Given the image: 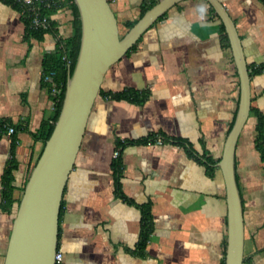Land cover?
Here are the masks:
<instances>
[{"label":"crops","instance_id":"obj_1","mask_svg":"<svg viewBox=\"0 0 264 264\" xmlns=\"http://www.w3.org/2000/svg\"><path fill=\"white\" fill-rule=\"evenodd\" d=\"M160 0H109L121 32ZM233 18L248 66L264 64V0H220ZM53 30L27 35L21 11L0 0V122L15 127V199L43 149L40 133L55 112L44 59L73 35L70 0H49ZM149 8V9H150ZM207 0L172 6L106 73L104 92H148L143 103L98 95L66 183L59 222L63 264H222L227 239L226 186L218 160L240 97V80L221 18ZM228 36V35H227ZM229 40V38H228ZM252 108L236 148L245 222V264H264V163L256 143L264 118V69L251 79ZM0 132V264L17 214L2 202L12 136ZM152 133L165 141L135 144ZM161 138V137H160ZM121 189L113 166L117 141ZM153 232L143 250L144 210Z\"/></svg>","mask_w":264,"mask_h":264},{"label":"water","instance_id":"obj_2","mask_svg":"<svg viewBox=\"0 0 264 264\" xmlns=\"http://www.w3.org/2000/svg\"><path fill=\"white\" fill-rule=\"evenodd\" d=\"M81 21V44L54 129L32 169L20 200L4 264H56L63 193L104 77L167 10L182 0H160L124 34L109 0H73ZM221 18L238 70L240 97L217 166L226 186L227 239L224 264H245V222L236 176V148L252 108L251 79L236 24L220 0H207Z\"/></svg>","mask_w":264,"mask_h":264},{"label":"trees","instance_id":"obj_3","mask_svg":"<svg viewBox=\"0 0 264 264\" xmlns=\"http://www.w3.org/2000/svg\"><path fill=\"white\" fill-rule=\"evenodd\" d=\"M1 1L12 5L13 7H15L16 9H18L19 11L22 12L24 20L26 22L27 35L28 36H33L37 39H42L45 36V34H47L48 32L53 30L51 19L49 21L48 27H38V28L33 27L32 23H31V15L29 14V12L27 10L25 11L23 5L19 1H17V0H1ZM71 8H72V17H73L72 24H73V28H74L73 35L68 39L61 40L59 42L58 51L55 52L54 54L47 55L44 59V62H43L45 77L52 78V81H50L47 84L50 86L51 89L56 87L59 91L54 96L55 112H54L51 120L44 124V126L41 130V133H40V139L43 142V148H44L46 141L50 137V135L54 129L55 123L57 121V118L59 116V113H60V110L62 107V103H63V99H64V93H65V89H66L67 80H68L70 73H72L74 70L76 60H77L79 50H80L81 21H80V17H79L78 8H77V6L73 0L71 1ZM149 8L150 7H146L143 10V13H145L147 10H149ZM41 13L49 16L50 15L49 14L50 9L45 5L41 9ZM49 18H50V16H49ZM125 33L121 32V35H124ZM225 39L227 41H229L227 35H225ZM135 45L126 54H128L132 49H134ZM263 69H264V64L254 68V69L249 67L251 76L254 73H258V72L262 71ZM100 94L103 95L107 99L128 100V101H133L136 103H143L148 97V92L139 93L138 91H136L134 89H130V88H126V89H124L122 91H118V92H104L103 89L101 88L99 95ZM253 111H255V110L253 108H251V112H253ZM8 125H10V124L5 123V122H0V132L7 129ZM232 125H233V123L231 124L230 129H231ZM257 131H258V134L256 137V143H257V147H258L259 151L261 152L262 160L264 163V118L261 114H258ZM159 137H161L163 139V142L171 141V142L183 144L187 148V151L191 155L193 154V150H192L191 145H189L184 140L179 139V138H169L165 135H159L157 133H152L149 136L130 141V143L149 144L153 141H157V139ZM126 143H127L126 140L117 141V149H120ZM15 146H16V139L13 138V136H12L11 158L9 160V165H8L7 169L5 170V174L3 176V190H2V202H3L5 210H7V211H11L15 201L18 202V206H19L20 200L22 198V196H21L19 199H15V195H14V191L17 188L15 185V174H14V172L18 168V164H17L16 159H15ZM219 160H220V158L218 160H213L212 158L208 157L205 161L207 164L211 165V164L217 163ZM35 164L32 165L30 167V169L28 170L27 176L24 180V183H23L22 187L20 188L22 191V195H23L25 185H26L28 178L30 176V173H31L32 169L34 168ZM113 166H114V170H115V182H116L117 195L122 197L124 200L132 203V200L129 199L121 189L120 177H121V173H122V166H121V162H120L119 157L115 158V160L113 162ZM62 207H63V205H61V211H62ZM143 227H144L143 228V235H142V239H141L140 244H139L140 250H143L146 247L147 242H148V240H149V238L153 232V220H152L150 211L148 209L144 210ZM222 264H224V260H223Z\"/></svg>","mask_w":264,"mask_h":264},{"label":"built area","instance_id":"obj_4","mask_svg":"<svg viewBox=\"0 0 264 264\" xmlns=\"http://www.w3.org/2000/svg\"><path fill=\"white\" fill-rule=\"evenodd\" d=\"M17 1H19L23 5L25 11L27 10L31 15V23L33 27L38 28V27L49 26V21H50L49 16L41 13V9L43 6L45 5L47 7L50 6L49 0H17ZM53 91L55 92V94L59 92L56 87L53 88ZM15 130L16 129L14 126L8 125L6 134L12 136L15 133ZM157 142L161 144L163 143V139L159 137L157 139ZM119 155H120V150L117 149L114 152V158L119 157ZM55 259H56V264H63V260H64L63 253L58 250Z\"/></svg>","mask_w":264,"mask_h":264}]
</instances>
